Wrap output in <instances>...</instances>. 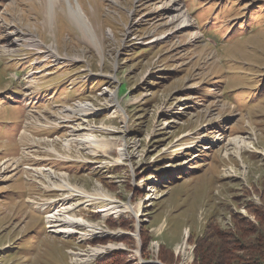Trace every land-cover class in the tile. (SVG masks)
Wrapping results in <instances>:
<instances>
[{"label":"rangeland","instance_id":"1","mask_svg":"<svg viewBox=\"0 0 264 264\" xmlns=\"http://www.w3.org/2000/svg\"><path fill=\"white\" fill-rule=\"evenodd\" d=\"M262 192L264 0H0V264H192Z\"/></svg>","mask_w":264,"mask_h":264},{"label":"trees","instance_id":"2","mask_svg":"<svg viewBox=\"0 0 264 264\" xmlns=\"http://www.w3.org/2000/svg\"><path fill=\"white\" fill-rule=\"evenodd\" d=\"M259 195V204L246 203L249 213L234 216L228 230L217 223L206 226L194 240L192 264H264V192ZM146 240V236H141L142 246L147 244ZM114 253V259L107 260V264H126L128 254L122 250ZM104 260L98 264H104ZM160 261L169 264L161 258Z\"/></svg>","mask_w":264,"mask_h":264},{"label":"bare ground","instance_id":"3","mask_svg":"<svg viewBox=\"0 0 264 264\" xmlns=\"http://www.w3.org/2000/svg\"><path fill=\"white\" fill-rule=\"evenodd\" d=\"M178 6H179V4H178V2H175L174 1V4H173V9H174V11L175 10H177L178 11ZM70 14H71V16H73L74 18H75V20H78V21H81L80 20V14H79V12L78 11H75L73 8H70ZM173 20H176V21H179L180 20V23H182V26L181 27H184V26H188V25H190V23H189V20L187 19V17L184 15V14H182V15H179V14H176V15H174V18H173ZM175 21V22H176ZM74 107L75 108H66L65 110H64V112H66V111H68L70 114H76V113H80V114H82V115H85V114H88V112H90V109H92V107H89L88 105H86L85 103L83 104V103H78V104H75L74 105ZM71 140L72 141H67L66 142V146L69 144V143H71V142H76V143H79V144H81V143H86V142H90V144H92L95 148L96 147H103L99 142H98V140L96 139H94V138H88V137H85V136H81V137H78V138H75V137H72L71 138ZM46 170V169H45ZM47 171V170H46ZM47 174H48V177L49 178H56L55 177V175L50 171H48L47 172ZM56 185V184H55ZM59 185V187L60 188H63V189H66V190H70L73 194H79V195H82V196H86V197H88V195L87 194H85V192L84 191H81L79 188H77V187H75L74 185H72L69 181H66V180H62L61 182H60V184H58ZM77 189H79V190H77ZM147 197H151L150 195L149 196H147ZM141 214V213H140ZM50 217H53V216H47V223L49 222V223H52V222H54L55 220H56V218H55V220H53V219H50ZM136 217H139L138 215H136ZM70 219V217H68V218H65V221H61V222H63L64 224L66 223V224H69L70 225V223H73V224H75V225H81L80 223H78V222H76V221H73V220H69ZM69 220V221H68ZM86 227L88 228V230H90L91 231V226L90 225H88V224H86ZM70 231H73V230H70ZM70 231H67V232H70ZM90 234H96V232H92L91 231V233ZM104 248H106V247H104ZM103 248H100V250H98V249H92L91 251H90V253L85 257L86 259H89V258H93V257H96V256H98V255H100V253H102L103 251ZM107 250V249H106ZM152 263V261H146V260H144V261H140V263L141 264H145V263ZM158 262V261H157Z\"/></svg>","mask_w":264,"mask_h":264},{"label":"water","instance_id":"4","mask_svg":"<svg viewBox=\"0 0 264 264\" xmlns=\"http://www.w3.org/2000/svg\"><path fill=\"white\" fill-rule=\"evenodd\" d=\"M150 264V263H149ZM151 264H162L161 262H153Z\"/></svg>","mask_w":264,"mask_h":264},{"label":"built area","instance_id":"5","mask_svg":"<svg viewBox=\"0 0 264 264\" xmlns=\"http://www.w3.org/2000/svg\"><path fill=\"white\" fill-rule=\"evenodd\" d=\"M138 216H139V214H138Z\"/></svg>","mask_w":264,"mask_h":264},{"label":"clouds","instance_id":"6","mask_svg":"<svg viewBox=\"0 0 264 264\" xmlns=\"http://www.w3.org/2000/svg\"><path fill=\"white\" fill-rule=\"evenodd\" d=\"M163 264V263H162Z\"/></svg>","mask_w":264,"mask_h":264}]
</instances>
